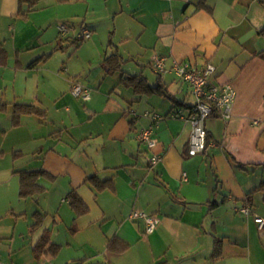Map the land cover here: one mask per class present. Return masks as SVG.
Returning <instances> with one entry per match:
<instances>
[{"label": "crops", "instance_id": "obj_1", "mask_svg": "<svg viewBox=\"0 0 264 264\" xmlns=\"http://www.w3.org/2000/svg\"><path fill=\"white\" fill-rule=\"evenodd\" d=\"M78 28L92 38L78 40ZM261 31L264 1L256 0H43L33 11L0 0L8 52L0 103L9 105L0 111V263L264 264V228L256 222L264 219ZM81 50L88 55L73 70ZM155 56L164 58V73ZM185 61L198 69L213 64L212 81L237 93L230 119L218 111L207 118L206 150L195 157L188 155L190 123L174 116L194 104L173 71ZM127 77H142L163 94L140 95L122 83ZM74 83L92 89L90 101L72 94ZM15 104L45 115H20L14 125ZM152 126L153 150L138 138ZM153 155L161 157L154 165ZM20 171L44 172L37 181L43 191L22 198ZM91 177L113 188L99 191ZM72 191L87 212L72 208ZM246 205L249 216L236 211ZM134 211L159 220L151 234L144 220L130 218ZM37 214L44 220L33 231ZM46 231L60 251L37 259ZM113 240L128 248L111 250Z\"/></svg>", "mask_w": 264, "mask_h": 264}, {"label": "built area", "instance_id": "obj_2", "mask_svg": "<svg viewBox=\"0 0 264 264\" xmlns=\"http://www.w3.org/2000/svg\"><path fill=\"white\" fill-rule=\"evenodd\" d=\"M262 2L263 0H256ZM62 34L67 33L68 27L62 25L59 27ZM92 31L88 28H83L78 40L86 41L92 38ZM154 66L159 73H164L165 60L159 56H155ZM173 71L177 78L184 84H187L191 90V95L195 99L194 104L186 109H179L174 116L179 117L190 123L192 127L191 137L189 141L188 155L195 157L203 154L206 150L208 142V132L206 129V120L215 111H218L224 119H230L233 106L236 101L237 93L230 83L218 84L212 81L213 76L216 74V67L208 63L203 68L198 69L190 62L175 63ZM72 94L82 99L83 101L91 100V89L79 83H74L72 87ZM149 114H146L148 116ZM158 116L153 117V121H158ZM154 129L153 126L143 129L139 133V140L145 143L149 149L156 148L157 143L153 139ZM160 155H153L151 164H157L160 161ZM240 214L249 216L251 214V207L245 206L241 209L236 208ZM131 219H142L146 224V233L151 234L159 224V220L145 212H132ZM256 222L260 229L264 228V219L256 217ZM2 264V263H0Z\"/></svg>", "mask_w": 264, "mask_h": 264}, {"label": "trees", "instance_id": "obj_3", "mask_svg": "<svg viewBox=\"0 0 264 264\" xmlns=\"http://www.w3.org/2000/svg\"><path fill=\"white\" fill-rule=\"evenodd\" d=\"M42 1L43 0H19V3L21 7L27 6L28 11H33L39 6V4ZM58 1L60 3H63L66 0H58ZM20 15L25 16L21 12ZM259 34L264 35V31H261ZM256 56L264 61V50L257 53ZM113 60H114L113 57L107 59V61H113ZM7 62H8V52L0 38V67L7 66ZM122 83L127 87L133 88L135 92L140 95L149 96L158 93L163 94V90H162L163 88L161 86L152 87L149 85L146 79L142 77H127L123 79ZM8 108H9L8 104L0 103V111H5ZM12 109H13L14 125L18 124V119L20 115H25V114H35L38 116L45 115L43 111L31 105L15 104ZM18 173L20 175V196L22 198L33 197L35 195L40 194L43 191V188L39 186L37 181L41 175L45 174L44 172L20 171ZM88 181L94 183L95 187L99 191L104 190L106 188H113V183L111 180L101 181L97 177H91L88 179ZM69 198L72 208L76 211L78 215L87 212V208L85 207V205H83V202L78 198L77 194H75V191H72L70 193ZM82 206L83 209H80V207ZM36 217H37V221L32 226L33 231L41 227L44 220V217L42 215L37 214ZM49 235H50L49 231H46L44 235L41 237L40 241L35 246L34 253L37 259H40L44 255L56 256L59 253L60 247L50 242ZM118 244L120 243H118L117 240H113L109 245V248L115 251H125L128 248V245L126 244L123 243H121L120 245ZM215 253L219 254L218 246L216 247ZM163 264H167V263H163Z\"/></svg>", "mask_w": 264, "mask_h": 264}, {"label": "rangeland", "instance_id": "obj_4", "mask_svg": "<svg viewBox=\"0 0 264 264\" xmlns=\"http://www.w3.org/2000/svg\"><path fill=\"white\" fill-rule=\"evenodd\" d=\"M99 2H101V0H98ZM264 1V0H263ZM258 2V1H257ZM105 5H101L100 4V9L101 10H103V12L105 13L106 11H104L105 9ZM63 23V22H62ZM62 23H60V25L62 24ZM63 25V24H62ZM78 32H79V28H78ZM93 33V32H92ZM79 34H81V32H79ZM78 34V35H79ZM76 38H78V37H76ZM101 39H105V36H102L101 35V37H100ZM94 39H96V40H98L97 39V36H95L94 37ZM89 41H87L86 43H88ZM72 47V46H71ZM74 50H76V49H74V48H72L71 49V51H74ZM86 55H88V51H85V50H81V52H79L78 53V56H73L72 58H71V63H70V66H71V69H73V70H75V69H77V68H79L80 67V63H78L77 62V57H80V56H83V57H85ZM57 58V57H56ZM80 59H82L81 57H80ZM59 62V61H58ZM61 63V62H60ZM52 68L56 71L55 73L56 74H59V75H61L63 72L62 71H60V70H57V67L59 66V64L58 63H56V61H53L52 63ZM129 66H137V65H135L134 63H131ZM61 67H64L63 65L61 66ZM146 72H148V73H151L152 74V71L151 70H146ZM92 77L93 76H96L97 77V75H96V71H94L93 73H92V75H91ZM119 76L118 75H112L111 76V80L112 81H115V80H117V78H118ZM91 83V80H89L88 82H87V84H90ZM85 84H86V82H85ZM86 84V85H87ZM90 88V87H89ZM91 89V88H90ZM121 90H124V89H121ZM91 91H92V89H91ZM72 92V91H71ZM189 101L191 102V103H194L195 102V99L194 98H190L189 99ZM83 105H84V103H82ZM247 206V205H246ZM245 207V206H244ZM241 208H243V207H239V209H241ZM134 212H138V211H134ZM139 212H142V211H139Z\"/></svg>", "mask_w": 264, "mask_h": 264}]
</instances>
